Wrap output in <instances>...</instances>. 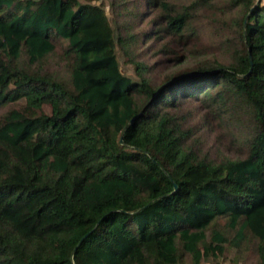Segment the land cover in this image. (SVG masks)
<instances>
[{
  "label": "trees",
  "instance_id": "16d2710c",
  "mask_svg": "<svg viewBox=\"0 0 264 264\" xmlns=\"http://www.w3.org/2000/svg\"><path fill=\"white\" fill-rule=\"evenodd\" d=\"M101 1L0 0V264H264V0Z\"/></svg>",
  "mask_w": 264,
  "mask_h": 264
},
{
  "label": "rangeland",
  "instance_id": "374dc122",
  "mask_svg": "<svg viewBox=\"0 0 264 264\" xmlns=\"http://www.w3.org/2000/svg\"><path fill=\"white\" fill-rule=\"evenodd\" d=\"M103 7H104V10L107 14V17L109 18V20L112 22V12L110 11V8H109V5H108V0H102L101 1ZM146 8L143 7V5L140 6V8H133L132 10H130V12L132 13H135L136 11H144ZM142 17L141 16H138L137 20L140 21ZM148 24L143 22L141 27H147ZM137 49H140V46L137 45L136 46ZM139 52V51H137ZM118 63H119V67H120V70L124 73V74H129L130 73V68L128 66H125L124 65V62H123V57H121L119 54H118ZM142 57H152L151 59H155V57L147 52L146 55L142 54ZM234 130H239L238 127H236L235 125L232 127ZM235 148H237L235 146ZM240 151L241 148L239 149ZM249 249H251V247L249 246L248 248V251H244L241 253L240 251H236L233 247H230L228 248L224 253H222L218 259H215V260H212V261H201L199 264H253V260H254V257L252 255V253L249 251ZM235 261V262H234Z\"/></svg>",
  "mask_w": 264,
  "mask_h": 264
}]
</instances>
